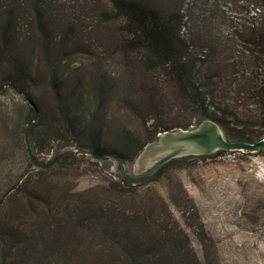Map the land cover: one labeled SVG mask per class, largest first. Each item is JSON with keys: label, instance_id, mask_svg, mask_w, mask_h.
<instances>
[{"label": "trees", "instance_id": "16d2710c", "mask_svg": "<svg viewBox=\"0 0 264 264\" xmlns=\"http://www.w3.org/2000/svg\"><path fill=\"white\" fill-rule=\"evenodd\" d=\"M89 1L99 24L120 16L126 21L108 47L120 54L119 73L125 76L124 80L109 82L101 77L83 82V92L73 97L63 92L67 81L57 75L59 70L51 60L55 49L69 55L81 52L82 45L72 42L73 36L78 37L76 30L70 25L63 32L56 28L58 19L53 18V8L46 0H0V87L12 88L24 97L29 103V119L36 117L37 110L43 111L44 104L62 117L52 121L54 127L41 122L39 129L36 123L29 128L34 151L52 152V159L45 163L36 155L33 161L29 157L31 175L20 178L0 200V264H202L168 202L144 184L157 181L178 162L205 156L174 159L152 176L139 179L119 173L107 186L72 195L65 188L60 195L48 174L66 171L72 165L69 160L78 153L57 151L50 143L58 141L61 136L56 135L68 127L69 132L83 137L77 149L134 161L159 133L190 129L205 119L217 122L230 141L262 139L264 0L248 1L254 7L253 20L230 40L231 50L238 41L249 45L239 56L227 54L228 46L217 43L200 27L188 38L180 0ZM240 1L228 0L231 4ZM28 22L33 30L21 34L19 30ZM230 41L227 39L228 44ZM36 53L44 63L41 67L37 62L36 73L50 77L51 89L39 99L29 82L35 75ZM239 100L244 101L241 107ZM109 101L113 109L126 105L131 125L123 126L118 117L111 124L99 116L102 109H108ZM94 103L97 110L85 115ZM82 105L85 116L77 114ZM178 186L182 185L178 182ZM170 196L176 208L190 203L196 211L180 188L171 189ZM197 225L204 232L202 224ZM185 244L187 252H183Z\"/></svg>", "mask_w": 264, "mask_h": 264}, {"label": "rangeland", "instance_id": "374dc122", "mask_svg": "<svg viewBox=\"0 0 264 264\" xmlns=\"http://www.w3.org/2000/svg\"><path fill=\"white\" fill-rule=\"evenodd\" d=\"M46 1L53 8V18L58 19L59 24L56 25L59 27L56 28L63 32L65 27L72 26L78 33V37H72V42L82 45L81 52L76 54H63L59 49L53 51V68H57V75L60 74L63 81H67L63 92L78 97L77 95L83 92V82L101 77L109 82L113 79L124 80L123 72L119 73L122 71L118 64L121 56L115 55V48L108 47L117 28L126 25L125 19L120 16L117 20L99 24V18L93 11L94 5L92 7L89 0ZM248 1L231 4L228 0H180L178 7L184 16L185 35L188 38L193 36L197 27H200L217 43L222 41L227 45V54L239 56L242 52H247L249 45L240 41L234 44V49L229 47L232 45L230 40L233 39L234 32L243 31L247 21L253 20L251 14L254 7ZM29 30H33L30 22L19 32L25 34ZM98 37L102 38L98 40ZM39 59L40 55L36 53L33 65L35 75L34 79L29 81L38 99L51 90L47 79L50 77L36 73L37 62L41 67L44 66ZM115 102L116 100H112V104L115 105ZM243 102L239 100L238 106H243ZM28 104L16 90L0 87V200L20 178L31 175L33 168L29 165V157L36 155L45 163L52 159V152L48 154L34 151L28 139V131L34 123L39 129L41 122H47L45 125L52 124L54 119L62 120V117L54 113V109L48 110L44 104L43 111L37 110L36 117L29 119ZM107 105L108 109L100 111V117L111 124L115 123L116 120L113 119L118 117L123 119V126L131 125L128 115L125 114L124 103L122 107L120 105L114 109L111 101ZM79 108L81 112L77 110V114L84 115L86 107L82 105ZM96 110L94 103L85 115ZM38 118L41 121H38ZM63 130V134L56 135L61 138L50 144L57 151L73 150L78 154L69 160L72 165L66 168V171L58 173L53 170L48 174L56 194H64L65 188H69L68 194L72 195L98 185L104 187L110 179L121 174L115 159L95 160L87 154L80 157L77 143L83 137H80L78 132H69L68 127H63ZM110 147L114 148V145L111 144ZM121 152L126 156L131 155L125 151ZM136 158L134 161H122L127 171L133 170ZM144 187L155 189L168 202L180 229L188 235L190 247L202 264H264V147L257 152L227 150L201 159L181 161L164 171L157 181H147ZM177 187L192 200L196 211L190 203L182 205L186 207L184 211L182 207L178 209L172 205L171 189ZM199 222L204 232L197 225ZM188 223L192 225L188 226ZM183 252H187V247Z\"/></svg>", "mask_w": 264, "mask_h": 264}, {"label": "water", "instance_id": "95a60500", "mask_svg": "<svg viewBox=\"0 0 264 264\" xmlns=\"http://www.w3.org/2000/svg\"><path fill=\"white\" fill-rule=\"evenodd\" d=\"M262 147H264V137L256 142L230 141L217 122L205 119L190 129L178 128L159 133L156 139L146 144L138 154L132 171H127L125 164L117 156L99 154L92 149H79L78 152L87 154L95 160L115 159L122 176L139 179L152 176L164 164L174 159L209 156L227 150L257 152ZM28 150L31 153L29 145Z\"/></svg>", "mask_w": 264, "mask_h": 264}]
</instances>
